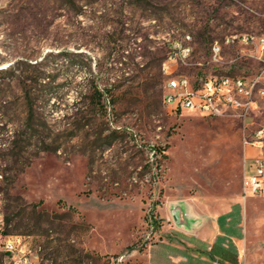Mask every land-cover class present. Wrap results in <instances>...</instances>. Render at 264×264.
<instances>
[{"label": "rangeland", "instance_id": "obj_1", "mask_svg": "<svg viewBox=\"0 0 264 264\" xmlns=\"http://www.w3.org/2000/svg\"><path fill=\"white\" fill-rule=\"evenodd\" d=\"M243 34L264 37V0H0V232L40 264H147L169 225L183 229L172 208L240 202L231 263L264 264V199L240 200L261 130L264 155V63L225 43ZM174 41L191 48L185 63L166 61ZM175 76L258 79L255 105L170 114Z\"/></svg>", "mask_w": 264, "mask_h": 264}, {"label": "built area", "instance_id": "obj_2", "mask_svg": "<svg viewBox=\"0 0 264 264\" xmlns=\"http://www.w3.org/2000/svg\"><path fill=\"white\" fill-rule=\"evenodd\" d=\"M188 38V37H187ZM236 41L243 46H251L259 54H264V37L243 34L235 38L225 39V43ZM220 46H212V54L217 57ZM191 48L174 41L168 48L166 61L185 63L190 57ZM258 79L227 76V80H219V76H208L198 82H191L185 76L169 77L162 94V103L170 114L179 112H195L206 116H220L228 111H246L255 105L254 88ZM264 95V88L258 90ZM262 130L255 134L256 140L251 143L259 147V153L244 161V173L241 181V199H264V155L260 147ZM245 143V142H244ZM1 177V176H0ZM3 219L0 214V227ZM41 257L36 249L20 236L4 235L0 232V264H40Z\"/></svg>", "mask_w": 264, "mask_h": 264}, {"label": "crops", "instance_id": "obj_3", "mask_svg": "<svg viewBox=\"0 0 264 264\" xmlns=\"http://www.w3.org/2000/svg\"><path fill=\"white\" fill-rule=\"evenodd\" d=\"M239 204L233 202L215 216L187 213L183 229L169 225L167 236L146 250L147 264H232L231 257L241 252L245 234Z\"/></svg>", "mask_w": 264, "mask_h": 264}, {"label": "water", "instance_id": "obj_4", "mask_svg": "<svg viewBox=\"0 0 264 264\" xmlns=\"http://www.w3.org/2000/svg\"><path fill=\"white\" fill-rule=\"evenodd\" d=\"M171 216L173 218L174 223L177 226H185L186 225V218L187 213H185L181 207H174L171 209Z\"/></svg>", "mask_w": 264, "mask_h": 264}, {"label": "trees", "instance_id": "obj_5", "mask_svg": "<svg viewBox=\"0 0 264 264\" xmlns=\"http://www.w3.org/2000/svg\"><path fill=\"white\" fill-rule=\"evenodd\" d=\"M10 72H11V69L8 67L5 69H0V77H7ZM7 221H6V223H8Z\"/></svg>", "mask_w": 264, "mask_h": 264}, {"label": "bare ground", "instance_id": "obj_6", "mask_svg": "<svg viewBox=\"0 0 264 264\" xmlns=\"http://www.w3.org/2000/svg\"><path fill=\"white\" fill-rule=\"evenodd\" d=\"M219 80H227V77H219ZM264 98V95H261Z\"/></svg>", "mask_w": 264, "mask_h": 264}]
</instances>
